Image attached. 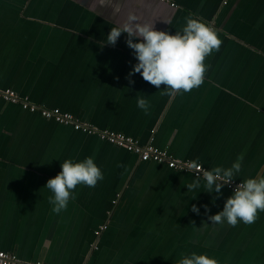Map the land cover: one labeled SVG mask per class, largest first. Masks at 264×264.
<instances>
[{
    "label": "crops",
    "instance_id": "0c3cea01",
    "mask_svg": "<svg viewBox=\"0 0 264 264\" xmlns=\"http://www.w3.org/2000/svg\"><path fill=\"white\" fill-rule=\"evenodd\" d=\"M175 3L0 0V89L206 170L229 168L243 156L238 182L264 176V0ZM129 14L173 35L187 17L211 23L222 45L205 59L204 83L173 96L139 73L130 84L138 61L127 34L103 46ZM138 96L150 114L137 107ZM87 157L103 180L77 186L67 209L54 212L48 180L64 160ZM197 179L200 186L188 190ZM205 183L0 96V251L24 263L177 264L195 252L218 264H264V211L251 225L213 224L208 216L233 192L224 187L213 203L217 194Z\"/></svg>",
    "mask_w": 264,
    "mask_h": 264
},
{
    "label": "clouds",
    "instance_id": "9594fccd",
    "mask_svg": "<svg viewBox=\"0 0 264 264\" xmlns=\"http://www.w3.org/2000/svg\"><path fill=\"white\" fill-rule=\"evenodd\" d=\"M118 12L119 8L115 7L113 16ZM138 19L135 14H129L122 25L111 28L106 43L103 44L115 46L121 34H127V46L133 50L138 61L128 74L129 83L134 84L131 77L139 73L146 82L157 88L166 85L165 92L170 96L199 88L210 68V65L205 64L206 57L214 50L219 51L222 45L218 31L211 23H206L201 18L187 17L182 31L173 35L168 31L157 30L154 22L141 24ZM137 107L145 115L150 114L147 99L138 96ZM242 160L243 156H240L229 168L215 167L203 171L206 192L217 194L213 203L222 195L221 190L234 181L241 170ZM195 166L194 164L193 167ZM61 168L62 171L49 179L45 186L53 194L49 197V203L54 205L53 211L56 213L66 210L70 200L76 198L77 186L94 188L104 178L102 169L92 157L81 161L66 159ZM199 186L200 181L197 179L187 185V188L193 190ZM204 207L206 213L210 212L207 205ZM258 210L264 211V176L243 180L227 198L223 210L209 215L208 220L221 225L226 221L232 227L237 226L240 221L251 225L258 219ZM192 211L200 214L196 205H192ZM177 264H218V261L207 254L193 252L183 256Z\"/></svg>",
    "mask_w": 264,
    "mask_h": 264
},
{
    "label": "built area",
    "instance_id": "2783aa9c",
    "mask_svg": "<svg viewBox=\"0 0 264 264\" xmlns=\"http://www.w3.org/2000/svg\"><path fill=\"white\" fill-rule=\"evenodd\" d=\"M163 2L170 3L173 7H177L175 0H161ZM0 96L4 98L5 101L11 103H17L20 101L24 110H27L31 113L38 112L42 117L62 125H71L75 130L83 131L88 134L97 133L99 137L114 146L123 148L129 152H133L139 156L142 161H152L159 164H165L169 168L178 170V171H188L191 172L195 177L203 179L202 173L206 170L203 165L197 164L194 162H183L173 158L166 151L158 150L152 145L142 146L138 141L134 140L131 137H128L122 133H116L112 131H98L92 128L90 125L83 123L77 119L74 115L62 112L59 109H47L43 107L35 106L25 100H20L15 92L10 89L2 90L0 89ZM196 165L193 167V165ZM241 182L233 181L231 184L226 185L225 187L230 191L234 189ZM105 227H101L104 229ZM97 234L100 232L97 231ZM0 264H27L24 263L18 256L14 253L0 251ZM31 264H47L45 262H35Z\"/></svg>",
    "mask_w": 264,
    "mask_h": 264
},
{
    "label": "bare ground",
    "instance_id": "6f19581e",
    "mask_svg": "<svg viewBox=\"0 0 264 264\" xmlns=\"http://www.w3.org/2000/svg\"><path fill=\"white\" fill-rule=\"evenodd\" d=\"M71 114V113H70ZM170 154V153H169Z\"/></svg>",
    "mask_w": 264,
    "mask_h": 264
}]
</instances>
